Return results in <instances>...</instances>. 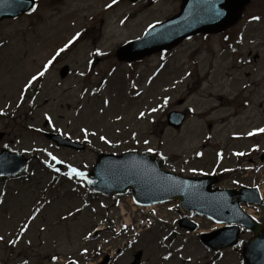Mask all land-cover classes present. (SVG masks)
I'll list each match as a JSON object with an SVG mask.
<instances>
[{
	"label": "rangeland",
	"instance_id": "obj_1",
	"mask_svg": "<svg viewBox=\"0 0 264 264\" xmlns=\"http://www.w3.org/2000/svg\"><path fill=\"white\" fill-rule=\"evenodd\" d=\"M111 3L112 0H38L34 14L0 23V109L6 113L0 116V132L6 133V138L0 142V150L7 144L20 152L33 151L40 158L31 164L28 176L0 183V199L4 201L0 204V235L5 237V242H0L2 262L22 264L26 258L29 264H57L51 259L54 256L59 261L69 258L85 261L86 256H80L84 248L88 249L89 255L95 249L110 254L115 249L112 244L116 243L114 231L108 227L113 224L115 214L120 217V213L112 208L113 200L91 198L86 189L79 186L80 182L66 177L55 186L44 163L45 160L51 163L50 157L47 152L36 149H46L66 165L86 171L92 169L102 153H149L147 148L151 147L167 157L164 160L166 170L188 176L192 169L211 170L213 164L220 161L218 153L229 143V134L252 127L250 122L257 126L263 124V109L258 106L264 100V24H244L243 28L236 29L243 33L244 53L252 50L261 58L241 72H250L251 77L236 73L235 81L228 83L233 78L226 76L238 60L224 52L220 37H213L207 43L194 40L175 53L155 55L132 65L118 62L116 51L120 46L131 38L141 37L149 25L176 15L179 8L177 0L153 4L151 0L138 4L126 1L107 9ZM76 32L83 34L81 38L57 59L50 72L25 94L21 107L16 108L18 95L27 79ZM96 49L109 55L94 56ZM65 66L70 68L71 75L63 80L60 71ZM246 82L258 86L253 96L255 105L243 111L242 116L229 118L228 114L242 111L238 99L232 100V96ZM220 95L225 97L219 99ZM32 96L35 100H30ZM165 97L170 98L167 106L150 113L151 108L163 104ZM105 99L110 102L107 106L103 103ZM181 101L183 103L179 104ZM31 104H34L33 112L29 111ZM174 110L189 114L181 131L167 125L166 117ZM142 111L146 115L140 119ZM44 113L52 117L51 124L44 119ZM53 125L65 136L86 143L87 151L57 150L43 134L57 132ZM83 127L97 135L85 140L80 131ZM100 135L106 136L111 143L101 141ZM144 139L150 144H143ZM203 145H206L205 149ZM239 145L247 144L239 143L238 148ZM234 148L231 146V150ZM200 151L203 153L201 160L188 162ZM222 158V169L238 168L231 152ZM252 172L256 178H264V170L262 176ZM233 179L228 184H233ZM248 183H253L252 179ZM73 188L77 190L73 191ZM43 198L51 201L47 203L44 216H38L18 245L7 243L17 236L18 225L32 214ZM77 207L84 209L76 214ZM70 211L75 215L61 220V216H68ZM177 215L175 210L168 215L167 223L147 231V236L139 241L141 244L135 243L145 251L143 264H240V254L236 250L227 251L222 259L214 262V255L201 245L197 233L177 229V224L173 223ZM201 222L202 231L214 229L205 220ZM99 228L105 230L98 240L84 239L89 231ZM164 236L174 238V243L163 240ZM29 240L31 244H28ZM100 246L103 248L99 249ZM128 250L111 263L129 264L133 258ZM169 251L173 257L164 262L163 256Z\"/></svg>",
	"mask_w": 264,
	"mask_h": 264
},
{
	"label": "water",
	"instance_id": "obj_2",
	"mask_svg": "<svg viewBox=\"0 0 264 264\" xmlns=\"http://www.w3.org/2000/svg\"><path fill=\"white\" fill-rule=\"evenodd\" d=\"M33 5L34 2L26 0L24 3H21V0H0V21L5 18L18 17L30 11ZM203 8L190 7L185 4L181 16L152 29L144 39L130 43L120 49L118 52L119 60L134 62L145 56L166 49H173L190 36L201 32L206 34L219 32L230 25L209 24L207 16H204L198 23L194 22L193 17L200 13ZM67 74L68 70H63L62 77H66ZM168 118L171 126L180 129L186 117L184 114L173 113ZM74 147L82 149V146ZM129 158L132 161L131 168H128L125 172H118V160L123 158L102 156L96 165L95 171L89 175V179L93 181L90 187L94 191L105 195L123 194L129 188H132L137 195L138 201L143 204L158 203L178 198L183 202V206L188 212L196 209L199 214L207 215L215 221L229 222L232 220L241 222L259 235L258 239L252 241L253 246L247 247L244 252L246 264H264V246L260 248L264 238V229L261 230L257 225L244 218L237 205L231 204L230 198L210 193L208 191L210 179L199 181L184 180L161 172L158 164L150 158L133 156ZM5 159V156L0 157V174H18L20 166L17 168L7 167L5 166ZM168 177L186 181L187 184L176 185L173 181L167 179ZM181 225L191 230L196 229L194 225H187L186 220ZM204 242L208 245L212 244L210 238L204 239Z\"/></svg>",
	"mask_w": 264,
	"mask_h": 264
},
{
	"label": "snow or ice",
	"instance_id": "obj_3",
	"mask_svg": "<svg viewBox=\"0 0 264 264\" xmlns=\"http://www.w3.org/2000/svg\"><path fill=\"white\" fill-rule=\"evenodd\" d=\"M25 0H21V3H24ZM118 3V0H112V3L111 4H108L107 7L111 8L113 5L117 4ZM225 6L224 5H221L219 7L216 6V3H215V0H207V7L203 8L201 10L200 13H198L196 16L193 17V21L194 22H200V20L204 17V16H208L212 19H218V18H221L223 16L226 15V12L224 10ZM31 11L32 12H35L37 11V7L36 6H33L31 8ZM262 17L259 16V15H253L251 17V21L253 22H259L261 21ZM123 23V21H122ZM155 28V25H149V30L151 29H154ZM83 34L81 32H76L74 36H72L62 47H59L54 55L51 56L50 59L47 60L46 63H44L42 65V67L40 69H38L34 74L31 75V77L29 79H27V81L24 83V85L22 86L21 90H20V93L18 95V103L16 104V108H20L21 105L24 103V100H25V94L29 92L30 89H32L35 85L36 82H38L41 78L45 77V75L47 73L50 72V70L53 68L54 66V63L57 61V59L63 54L65 53L66 51H68L72 46H74V44L81 38ZM145 35H149V32L146 31L145 32ZM225 39H227V37H225ZM233 51H235V49H233ZM94 55H97V56H106V55H109V53L107 52H104V51H101L100 49H96L95 52L93 53ZM163 59V57H162ZM89 63H91V61H89ZM113 72H115V69L112 70ZM81 76L84 75L83 72L80 73ZM111 75V73H110ZM105 83H107V81H105ZM132 87L135 88L136 85L135 83L132 84ZM87 91V90H85ZM137 96L140 95L139 92L136 93ZM169 97H165L164 98V101H163V104L157 106V107H153L150 109V113H155V112H158L161 108L167 106L168 104V101H169ZM30 100H35V96H32L30 97ZM104 105L107 106L110 102L109 100L105 99L103 101ZM101 111H103V109H101ZM192 111H194V109H192ZM6 113L4 112L3 109H0V116H3L5 115ZM146 113L145 112H140L139 113V118L140 119H143L145 117ZM44 119L47 120L50 124L52 123V117L50 115H48L47 113H44ZM119 119V117H118ZM29 127H33L32 125H29ZM53 127L55 128V126L53 125ZM36 131H40V129H35ZM55 130L60 133V135H64V133L61 131V129L59 128H55ZM80 131L83 133V136L85 138V140H87V138L89 136H96L97 133L95 131H92L90 132L89 129L87 127H83L80 129ZM258 133H264V128H258V129H255L254 131H251L248 133L249 136H253V135H256ZM136 138V135L135 133L133 134V139ZM99 139L101 141H103L104 143L106 144H110L111 141L107 139L106 136L104 135H100L99 136ZM89 143H91V141H88ZM143 144L145 145H149L150 144V141L148 139H144L143 140ZM5 148H8V145H4ZM35 151H41V152H47V157H50L51 161H53L54 163H48L47 160L44 161V163L46 164V166L52 170L53 173L55 174H60L61 173V169L59 167H57V165H61V164H64V161L59 159L57 156L53 155L52 152H48L46 149H36ZM147 151L149 153H153L155 150L151 147H148L147 148ZM160 156H161V159H164L166 160L167 157L163 155V153H158ZM197 156H202L203 153L202 152H197L196 153ZM235 155L237 156H243L245 155V153L243 152H237L235 153ZM218 156L220 158L223 157V154L222 153H218ZM185 163H187V161H185ZM86 167V165H85ZM25 171H27V169H25ZM193 172L196 171V169H192ZM129 174H132V173H129ZM33 175H35L33 173ZM63 176H65L68 180H76L79 183V186L80 187H84L85 184H92L93 181L90 180V179H87V174L86 172L78 169L77 167H73L72 165H67V171L63 172ZM53 181H56V176L54 175L52 177ZM167 179L173 181L176 185H186L187 182L186 181H179V180H176L175 178L173 177H168ZM58 182V181H57ZM73 191H76L77 189L76 188H73L72 189ZM45 191H47V189H45ZM262 199H264V197H262ZM4 201L2 199H0V204H2ZM45 203H51V201H45ZM84 207H87V204H84ZM102 207H106V205H102ZM41 207L38 205L36 208H35V213L36 214H39L41 212ZM83 210L82 207H77L75 209V213H79ZM93 212H95V209H92ZM75 213L73 212H69L68 213V216H64L62 217V219L64 220H67L69 216H74ZM153 215H155V213H153ZM36 219V215L34 214H29V216L24 220V222L20 225H18V228H19V232L17 234V236L13 239H9L7 241V243L11 244L12 246H16L19 244V242L24 238L25 234L30 230V227H31V224L33 221H35ZM253 220H255V217H252ZM103 222V221H102ZM141 223H145L144 221H141ZM149 225L151 224V221L148 222ZM173 223H175V221H173ZM216 223L217 224H221L223 223V221L221 220H216ZM125 230H128V225H125L124 226ZM41 231H43V229H41ZM95 231H98V230H94V231H89L87 233V235L84 237L85 240H88V239H94L95 238ZM169 239V236H164L163 237V240H168ZM0 242H5V237L3 235H0ZM28 244H31V241L29 240L28 241ZM244 244V241L241 240L239 242V245H243ZM237 245V246H239ZM129 247H131V244L129 245ZM88 251L87 248H84L83 252L84 254H86ZM99 254V253H97ZM172 257V252L169 251L166 255L163 256V260L165 261H168L170 260V258ZM53 261L57 260L58 257H52L51 258ZM189 261L191 260V257L188 258ZM22 264H29L28 260H23ZM71 264H78L77 261H72Z\"/></svg>",
	"mask_w": 264,
	"mask_h": 264
},
{
	"label": "flooded vegetation",
	"instance_id": "obj_4",
	"mask_svg": "<svg viewBox=\"0 0 264 264\" xmlns=\"http://www.w3.org/2000/svg\"><path fill=\"white\" fill-rule=\"evenodd\" d=\"M177 3L180 6V4L182 3V0H177ZM261 3H262V7L264 8V0H251L250 5L245 9L244 15L241 17V19L236 24H260V23H255V22L251 21V19H248L246 17V13L256 7V12L255 11L251 12V15L252 16L253 15H259L258 9L260 8ZM240 50H241V47H237L235 51H233V48H232V51L235 53L236 56L242 55ZM251 56H252V52H249L248 57H251ZM246 76L250 77L249 74H247ZM250 91L249 92H247V90H241L240 91V95H239L240 100H241L240 107H242L244 109L249 106L247 104L250 103V98L254 95V93L253 92L250 93ZM262 136L264 139V134ZM260 138H261L260 136L259 137H252V138L247 137V138H240L237 140V145L239 143H242V142L247 144V145H243V146L239 145L240 147L238 148V150L239 151H243V150L246 151V153L248 154L250 163H255V162H257L256 160L264 161V145H262L260 143V140H259ZM261 150H263V151H261ZM254 157L256 160L254 159Z\"/></svg>",
	"mask_w": 264,
	"mask_h": 264
}]
</instances>
